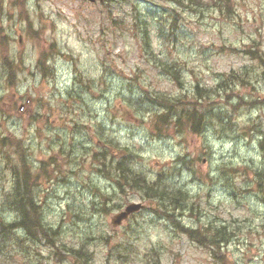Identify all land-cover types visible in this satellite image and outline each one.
<instances>
[{
  "label": "rangeland",
  "instance_id": "374dc122",
  "mask_svg": "<svg viewBox=\"0 0 264 264\" xmlns=\"http://www.w3.org/2000/svg\"><path fill=\"white\" fill-rule=\"evenodd\" d=\"M231 1V14H202L161 0H0V223L18 222L3 197L12 167L25 169L26 158L39 182L28 230L0 225V264H264V76L206 108L197 135L158 136V107L141 105L146 93H180L146 44L176 63L188 88H216L251 65L261 72L249 51L264 56V0ZM102 151L150 183L186 191V210L122 192L119 170L98 171ZM223 226L226 246L210 245Z\"/></svg>",
  "mask_w": 264,
  "mask_h": 264
},
{
  "label": "trees",
  "instance_id": "16d2710c",
  "mask_svg": "<svg viewBox=\"0 0 264 264\" xmlns=\"http://www.w3.org/2000/svg\"><path fill=\"white\" fill-rule=\"evenodd\" d=\"M161 1L170 3L172 5L182 6L195 13L202 14L204 11L211 8L218 9L220 12H223L225 9L229 14H231L233 9V3L231 0ZM162 36L163 33L161 32L160 37ZM145 43H147V41H145ZM146 45L149 46L148 57L155 64H157L158 67H160V70L166 76L171 77L180 89V93L177 95H168L166 93L155 92V94L146 93V99L142 98L143 102L141 105L144 106L146 104H154L158 107V111L154 113L155 120L153 128L156 134L161 137H167L170 131H175L176 133L188 132L193 135L201 133L208 123V116L205 113L206 108L213 107L217 101L226 100V102L230 103L229 101L233 95L237 94L236 91L242 87L248 88L250 86V77H252L254 80L257 76H264V56L257 47L256 50L249 51V54H251L253 58L260 61L261 72H256L254 70L255 66L251 65L250 67L241 69L239 72H232L229 75H222L221 78L216 80V88H212L205 84H200L198 81L196 84H193L190 88H188L186 85H184L182 74L177 68L176 63H170L164 60L161 55L159 56L155 54V50L153 49L152 45ZM52 47H54V45H52ZM42 56L43 59H40L38 63L46 67L48 61L47 55L43 54ZM4 62L8 70L9 84L14 85L15 79L17 78V71H15L14 61H11L10 58L4 56ZM238 97L243 99L239 95ZM190 106H192L191 109ZM6 143H8V138L0 139V144L5 146ZM10 144L14 146L12 143ZM99 154H101L100 158L96 160L98 162V171L102 176H104L105 171H108V168L106 169V165H108V167H112L114 171L119 170L120 172L116 174L117 177H115V181L116 185L122 192H125L126 189L133 190L134 188H137L138 190L143 191L148 198L157 200L160 199L161 204L164 203L162 200L164 197H167L173 204L176 202L174 205L168 204L173 211L186 210V207L184 206L186 205L185 200L188 198V193L183 189H170L168 186L161 183V178L153 183H150L141 173L139 174L129 167H126V165L123 164L122 159V162L118 163L117 161L112 160L110 157L107 159V156L109 155L108 151H102ZM178 160V163L182 165H187L188 163L186 157H181ZM22 162L25 169H19L18 166L12 167L13 183H10V190L6 191L3 196L6 198V201H8V209H12L13 212L18 215V222L15 224L0 223V225H3L2 228L7 233H12L16 229L28 230L27 220L29 218H35L36 216H39L37 206L33 201L34 185L31 186V180H33L35 183V180L33 179V173L31 176L30 168L27 165L28 163L26 158L24 160L22 159ZM112 162L116 164H112ZM4 163L5 165H8L9 161ZM46 165L47 164L43 163V167H41L44 169L42 175L48 178V171L45 169ZM107 174H109V172ZM259 175L261 176L262 174ZM38 183L39 182H36L35 184ZM179 200L184 201V203L180 205ZM27 206L33 209L35 208V211L30 210V217ZM29 228L33 227L30 225ZM187 233H189L190 236L191 234H196L197 232L194 230H187ZM213 235L214 236L208 240V243L212 245L214 242L216 247H225L226 243L230 240L231 233H229L228 229L223 226L215 228Z\"/></svg>",
  "mask_w": 264,
  "mask_h": 264
},
{
  "label": "water",
  "instance_id": "95a60500",
  "mask_svg": "<svg viewBox=\"0 0 264 264\" xmlns=\"http://www.w3.org/2000/svg\"><path fill=\"white\" fill-rule=\"evenodd\" d=\"M92 1H94V0H92ZM140 207H141L140 205H133V206L128 207L125 212H123L120 216L117 217V220L118 219L119 220L118 221L115 220L114 224L120 223L121 220L124 219V218L127 219L129 214H131L134 211H137Z\"/></svg>",
  "mask_w": 264,
  "mask_h": 264
},
{
  "label": "bare ground",
  "instance_id": "6f19581e",
  "mask_svg": "<svg viewBox=\"0 0 264 264\" xmlns=\"http://www.w3.org/2000/svg\"><path fill=\"white\" fill-rule=\"evenodd\" d=\"M108 173V172H107ZM107 173H105V175L104 176H107L108 178H110V173L109 174H107ZM115 184H116V182H114ZM164 202H169L170 203V205H174L167 197H164V199H162ZM180 201V200H179ZM180 202H184V201H180Z\"/></svg>",
  "mask_w": 264,
  "mask_h": 264
}]
</instances>
